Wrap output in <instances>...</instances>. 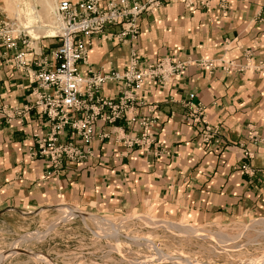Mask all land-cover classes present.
Masks as SVG:
<instances>
[{
	"label": "crops",
	"instance_id": "0c3cea01",
	"mask_svg": "<svg viewBox=\"0 0 264 264\" xmlns=\"http://www.w3.org/2000/svg\"><path fill=\"white\" fill-rule=\"evenodd\" d=\"M139 27L133 46L144 59L172 55L245 63L243 53L250 50L252 64L264 62V0H210L207 9L165 0L161 8L140 17ZM109 30L118 31L119 26ZM59 42L42 36L35 38V48L48 53ZM130 49L129 42L96 41L79 70L124 69ZM33 57L30 52L28 58ZM147 90L148 103L141 112L157 117L154 132L164 150L159 156L138 148L126 153L111 140L95 142V157L54 172L45 160L27 156L33 134L47 131L44 117L34 111L7 123L0 116V219L30 218L59 205L145 213L199 226L227 225L232 223L229 217L264 212L260 178L237 169L244 146L255 152L252 165L264 168V69L225 73L192 65L170 82L148 84ZM103 91L115 95L117 86L108 83ZM190 93L195 102L210 106L212 122L222 124L225 148L202 143L185 116ZM32 98L29 80L0 60V103L17 107ZM213 102L217 105L211 106ZM249 127L258 131V144L248 140ZM200 213L227 220H199Z\"/></svg>",
	"mask_w": 264,
	"mask_h": 264
},
{
	"label": "built area",
	"instance_id": "2783aa9c",
	"mask_svg": "<svg viewBox=\"0 0 264 264\" xmlns=\"http://www.w3.org/2000/svg\"><path fill=\"white\" fill-rule=\"evenodd\" d=\"M164 2L55 0L56 36L60 42L44 53L36 50L35 41L8 16L0 0V60L12 65L29 80L33 97L30 102L17 107L0 103V116L9 123L37 111L47 125L46 133L33 134L34 142L27 149L29 159H43L55 172L68 163L89 161L95 157L94 143L110 140L124 147L126 153L138 148L159 156L164 150L154 132L157 117L141 112L148 103V84L170 82L192 65L209 71L221 69L225 73L264 69L263 61L256 66L251 63L253 55L250 50L243 53L245 63L236 59H194L191 56L181 59L172 55L159 59L142 58L133 46L140 34L139 19L144 13L161 8ZM182 2L188 8L207 9L210 4V0ZM114 26H119V30H109ZM111 40L131 44L126 67L109 71L89 67L83 74L79 65L87 62L89 50L96 41ZM30 52L34 54L32 60L28 58ZM108 83L117 86L115 95L104 93V86ZM194 97L195 94L190 93L184 103L187 108L185 116L195 125L206 147L225 148L221 138L222 124L212 122L208 115L210 106L195 102ZM249 128L248 140L258 144V131ZM254 157V150L244 146L237 169L252 179L260 178L264 192V168L252 165ZM84 224L88 227L86 220Z\"/></svg>",
	"mask_w": 264,
	"mask_h": 264
},
{
	"label": "rangeland",
	"instance_id": "374dc122",
	"mask_svg": "<svg viewBox=\"0 0 264 264\" xmlns=\"http://www.w3.org/2000/svg\"><path fill=\"white\" fill-rule=\"evenodd\" d=\"M2 4L32 41L42 36L57 41L54 0H2ZM51 32L55 35L51 36ZM63 206L30 218L26 215L1 218L0 264H260L264 261V222H259L264 221V212L229 217L232 223L227 225L199 226L185 219H160L121 211H84L70 205L84 213L65 216L61 212ZM208 218L227 220L202 213L197 217ZM170 223L175 225L169 227ZM39 232L37 237L35 233ZM113 232L117 233L116 237ZM24 236H30V240H23Z\"/></svg>",
	"mask_w": 264,
	"mask_h": 264
},
{
	"label": "bare ground",
	"instance_id": "6f19581e",
	"mask_svg": "<svg viewBox=\"0 0 264 264\" xmlns=\"http://www.w3.org/2000/svg\"><path fill=\"white\" fill-rule=\"evenodd\" d=\"M54 6H55V0H54V4H53V8H54ZM56 23V22H55ZM57 24V23H56ZM53 35H55L54 34V32H53ZM61 212H62V215H65V216H73V215H75V214H83L82 212H80V211H78L77 209H72V208H70V207H68V206H63V208L61 209ZM101 222V221H100ZM259 222H264L263 220H260ZM163 224V223H162ZM175 224H173V223H170V224H168V226L170 227V226H174ZM111 227H113V228H115V229H118L117 227L118 226H114V225H112ZM179 227H177V229H178ZM187 229H189V230H191L192 232H195V229H193V228H191V227H186ZM112 232V231H111ZM36 234V236L37 235H40L41 233L39 232V233H35ZM31 236V239H32V235H30ZM30 236H24V237H22V239L23 240H30ZM113 236H117V233H115V232H113ZM38 237V236H37ZM231 238L229 237V240H230ZM18 244V241H16L15 243H14V245H13V247L15 248V247H17L16 245ZM170 260H174V259H170ZM260 260V259H259ZM262 261V260H261ZM256 262V261H255ZM260 262V261H259ZM264 264V261H262V262H260V264ZM255 264H257V263H255Z\"/></svg>",
	"mask_w": 264,
	"mask_h": 264
}]
</instances>
